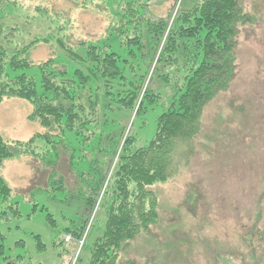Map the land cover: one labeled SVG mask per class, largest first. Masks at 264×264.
<instances>
[{
    "label": "rangeland",
    "instance_id": "374dc122",
    "mask_svg": "<svg viewBox=\"0 0 264 264\" xmlns=\"http://www.w3.org/2000/svg\"><path fill=\"white\" fill-rule=\"evenodd\" d=\"M11 1L18 6L7 7L6 15L0 12V30L7 27L10 40L19 47L35 37H50L51 45L40 44L31 51V61L38 65L54 58L72 78L78 65L58 40L84 56L83 43L108 34L113 15L109 11L117 0H88V10H79L72 0ZM181 1L144 0L143 5H148L151 18H171V26ZM240 4L252 22L237 35L236 75L204 108L198 134L177 140L169 179L147 187L157 199L158 219L121 252L118 264H264V0ZM109 44L127 78H133L132 69L140 61L147 62L137 46L125 48L116 40ZM163 45L139 102L147 90L162 94L161 103L169 94L162 80L153 77ZM29 74L40 78L37 67ZM117 83L115 93L122 89ZM114 99H103L102 105L111 104L112 109H102L105 119L93 127L96 134L89 141L67 130L63 140H55L59 145L40 140L37 157L16 156L5 162L2 175L14 192L11 203H18L22 215L10 218L7 225L0 223L13 249L10 256L30 254L34 264H79L86 258L90 223L102 225L106 219L100 205L123 142L134 136L137 147L149 143L162 112L157 105L137 116L136 106L121 111ZM32 112L26 100L5 99L0 104V131L8 142H28L49 132L29 119ZM90 198L93 209L86 205ZM48 213L57 227L49 224ZM87 223L81 240L65 231ZM38 235L47 245L45 252L35 248ZM19 241L26 247L16 250Z\"/></svg>",
    "mask_w": 264,
    "mask_h": 264
},
{
    "label": "trees",
    "instance_id": "16d2710c",
    "mask_svg": "<svg viewBox=\"0 0 264 264\" xmlns=\"http://www.w3.org/2000/svg\"><path fill=\"white\" fill-rule=\"evenodd\" d=\"M87 1L72 0L79 10L89 9ZM143 1H115L112 11L108 10L113 14L108 34L94 43H83L84 56L58 40L67 56L78 65L72 78L67 67H57L54 58L38 65L31 61V51L40 44L51 45L50 37H35L19 47L10 40L7 27L0 30V104L12 98L30 102L33 112L29 119L38 121L49 131L35 135L28 142L12 143L0 131L1 224L7 225L10 218L22 216L18 203H11L14 192L2 175L6 161L16 156L37 157L40 140L59 145L61 141L55 140H63L67 130L89 141L96 134L93 127L99 125L101 118L105 119L102 109H112L111 104L102 105L106 98L111 101L116 98L121 111H133L137 107V116H145L157 105L162 108L156 133L149 143L137 147L134 136L123 142L112 183L106 188L100 205L106 219L102 225L90 223L89 244L85 247L87 256L81 258L79 264H118L121 252L156 222L158 202L147 187L169 179L177 140L192 139L198 134L204 108L236 75L237 35L241 27L252 22L240 0H182L170 26L171 18H151L148 5H143ZM9 6L15 8L18 3L0 0V12L6 15ZM96 8V4L91 5V9ZM114 40L125 48L137 46L142 58L147 60L133 66L132 79L123 74L120 58L109 44ZM143 43L147 45L144 47ZM162 45L153 77L162 80L169 94L161 103L162 94L147 90L139 102L149 68ZM36 67L40 74L38 81L29 74ZM145 67L148 70L142 72ZM116 82L122 87L118 93L114 92ZM56 131L58 134L53 135ZM86 205L93 209L95 202L90 198ZM47 219L52 228L57 227L51 213L47 214ZM87 225L65 231L81 240ZM34 241L38 252L48 249L41 236H35ZM15 246L16 250L26 247L23 241ZM11 250L6 235L0 231V264H34L30 254H18L14 258L8 253Z\"/></svg>",
    "mask_w": 264,
    "mask_h": 264
},
{
    "label": "built area",
    "instance_id": "2783aa9c",
    "mask_svg": "<svg viewBox=\"0 0 264 264\" xmlns=\"http://www.w3.org/2000/svg\"><path fill=\"white\" fill-rule=\"evenodd\" d=\"M71 239H72L71 237H68V239H67V240H68V241H70Z\"/></svg>",
    "mask_w": 264,
    "mask_h": 264
}]
</instances>
